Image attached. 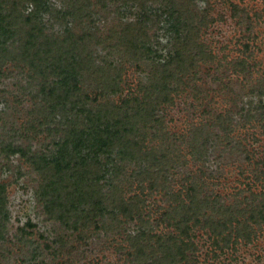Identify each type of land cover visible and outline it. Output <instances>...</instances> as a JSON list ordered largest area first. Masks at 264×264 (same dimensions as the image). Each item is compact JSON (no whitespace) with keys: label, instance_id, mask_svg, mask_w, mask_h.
<instances>
[{"label":"rangeland","instance_id":"374dc122","mask_svg":"<svg viewBox=\"0 0 264 264\" xmlns=\"http://www.w3.org/2000/svg\"><path fill=\"white\" fill-rule=\"evenodd\" d=\"M55 1L58 6L64 3ZM95 1L92 0L91 22L77 23L68 16L65 25L57 21L50 30L66 28L77 34L90 26L96 41L86 43L87 50L95 65H103V60L110 64L107 69L111 73L113 67L121 72L120 86L125 93L128 86H148L151 71L158 63H164L177 51L182 53L186 32L179 27L184 21L174 18L176 14H168L173 9L170 3L147 2L158 21L149 31L151 36L143 53L135 55L118 43L119 31L134 19L130 15L138 12L139 4L134 0H101L105 4L100 7ZM192 2L199 44L190 47L196 64L195 78L174 93L172 103L157 106L160 125L136 124L145 145L167 155L168 192L159 190L150 196V212L145 217L148 224L129 219L116 227L107 218L111 226L103 227L98 220L80 229L53 213L41 196L42 185L54 172L52 159L57 148L67 149L56 145L64 137L63 131H54L58 126L65 127L61 111L44 109L54 74L49 70L38 74L32 68L36 45L22 41L20 32L6 30L8 18L11 25L15 24L14 18L8 16L17 12L0 0V264H148L137 258L128 237L143 229L162 239L178 234L168 214H173L176 204L170 203L167 194L179 193L178 200H188L180 195L187 188L198 191L199 197L209 203L199 215V222H188L196 246L193 252L186 253L192 256L191 264H264V223L252 222L255 236L250 241L234 237L233 232L231 237L237 239L236 243L223 250L214 249L206 224L209 217L218 220L226 210L231 212L229 229L234 230L239 222L245 223L252 211L257 213L264 207V0ZM63 50V46L54 49L49 45L43 58ZM46 51L50 55L46 56ZM99 75L93 67L78 76L82 90L91 97L98 93ZM183 79L188 80L187 76ZM108 99L113 100V95ZM87 105L95 112L96 100ZM194 132L200 137V155L191 148ZM128 165L137 168L133 163ZM126 176L122 191L130 194V178ZM92 196L83 197L90 201ZM85 201L83 208L88 207Z\"/></svg>","mask_w":264,"mask_h":264},{"label":"trees","instance_id":"16d2710c","mask_svg":"<svg viewBox=\"0 0 264 264\" xmlns=\"http://www.w3.org/2000/svg\"><path fill=\"white\" fill-rule=\"evenodd\" d=\"M134 1L139 4V10L132 12L130 16L134 19L119 31L118 46H123L136 55L137 52L143 53L141 50L145 48L144 44L151 36L149 31L158 21L147 7V2L159 3L160 0ZM161 1L164 4L170 3L173 7L169 15L173 17L176 14L174 18L184 21L179 27L186 32L182 37L185 41V44L181 45L182 53L177 51L164 63H158L159 66L151 71L148 86L140 83L135 88L128 86L125 93V89L120 86L121 72H117L113 67L114 71L111 73L110 69H107L110 64L103 60V65H95L92 53L87 50L86 43L96 41V33L90 26L81 28L77 34L66 28L63 31L50 30L57 21L58 24L65 25L68 16L77 23L91 22V6L94 5L92 0H60L64 3L59 6L55 0H5L10 8L17 12L6 15L14 18L12 22L15 21V24L11 25L8 18L6 30L13 34L20 32L22 41L29 40L36 45L37 51L31 66L38 74L45 70L54 74L45 96L47 104L44 109H49L52 113L55 109L61 111L65 118V127L58 126L54 131H63L64 137L62 141H56V145L65 146L67 149L59 151L57 148L52 159L55 169L48 183L42 185L41 196L45 197L46 207L60 215L65 222L73 224L75 228L79 226L80 229H85L90 221L98 220L103 227L111 226L106 223L107 218L116 227L122 226L129 219H137L142 225L148 224V218L145 217H148L150 212V196L156 191L167 189V173L170 171L167 155L147 147L144 143L145 137L137 131L136 124L137 121L144 124H161V116L156 112L157 106L172 103L174 93L187 81L195 78L193 72L196 64L190 47H199V44L196 42V15L192 14L190 7L192 0ZM95 2L100 4V7L105 4L101 0ZM49 45L54 49L63 46L64 50L53 52L51 55L46 51V56L50 55V58H43L45 48ZM149 51L150 48L147 47L146 52ZM93 67L100 75L98 93L91 97L82 90L78 76ZM115 71L118 73L116 76ZM184 76H187L188 80H184ZM109 95H113V100L108 99ZM90 100H96L95 112H92L93 108H88ZM199 139L196 132L191 135L190 141L194 145L191 148L195 154H201ZM82 147L85 150L83 152ZM131 163L137 168H129L128 164ZM144 164L147 166H143ZM125 176L130 178V194L122 191ZM87 194L93 195L92 200L85 201ZM180 195L187 196L188 200H178L179 193L167 194L170 203L176 204L172 207L173 214H168L171 217V225L175 226L178 234L162 239L160 235L152 234L149 229H143L137 235L128 237L130 245L134 246L136 254L139 255L137 258L140 262L191 264L192 256L186 253L187 250L193 252L196 246L192 241L193 234L190 233L188 222L192 219L199 222V215L204 213L209 203L205 197H199L198 191L189 188ZM83 200L87 203V208L81 207ZM225 211L220 219L213 220L209 217L206 223L214 249L223 250L233 246L237 240L234 237L252 240L255 236L252 222L256 225L264 223L262 207L258 208L257 213L252 211L244 224L239 222L234 230H230L231 212ZM164 213L165 209L158 214L161 216ZM233 232L234 237H231ZM152 239H155V245L151 243Z\"/></svg>","mask_w":264,"mask_h":264}]
</instances>
